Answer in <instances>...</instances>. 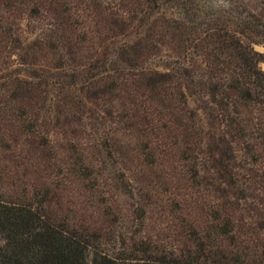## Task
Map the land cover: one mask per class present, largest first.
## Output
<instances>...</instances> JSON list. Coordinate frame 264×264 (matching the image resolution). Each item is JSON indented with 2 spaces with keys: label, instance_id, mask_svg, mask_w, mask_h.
Listing matches in <instances>:
<instances>
[{
  "label": "trees",
  "instance_id": "1",
  "mask_svg": "<svg viewBox=\"0 0 264 264\" xmlns=\"http://www.w3.org/2000/svg\"><path fill=\"white\" fill-rule=\"evenodd\" d=\"M254 44L264 0H0V264H264Z\"/></svg>",
  "mask_w": 264,
  "mask_h": 264
},
{
  "label": "rangeland",
  "instance_id": "2",
  "mask_svg": "<svg viewBox=\"0 0 264 264\" xmlns=\"http://www.w3.org/2000/svg\"><path fill=\"white\" fill-rule=\"evenodd\" d=\"M165 3L166 4L162 8V10H163V13H162L163 14V17H166L167 16V17H173V18L176 19V17L178 16L176 14L177 13V10H175L174 8H172V5L168 4V2H165ZM212 5H213V3H212ZM216 5H219V3L216 4ZM254 49L257 50L258 52H262L263 49H264V47H263L262 44H254ZM165 63H166L165 59L161 60L160 61L159 68L162 67ZM260 67L262 69H264V62H261L260 63ZM190 103H191L192 106H194V102L192 100L190 101Z\"/></svg>",
  "mask_w": 264,
  "mask_h": 264
}]
</instances>
